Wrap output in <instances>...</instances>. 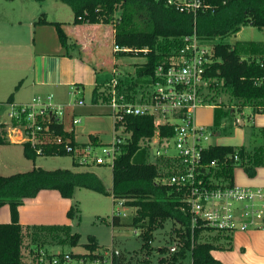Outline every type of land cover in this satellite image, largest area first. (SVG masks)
<instances>
[{"label": "trees", "instance_id": "trees-1", "mask_svg": "<svg viewBox=\"0 0 264 264\" xmlns=\"http://www.w3.org/2000/svg\"><path fill=\"white\" fill-rule=\"evenodd\" d=\"M12 1V0H8ZM43 2L45 0H34ZM69 6L73 12V24H103L114 30V46L128 48L133 52H119L120 55L146 58L142 65L143 74L152 77L160 65H169L177 58L184 45V37L196 31L200 36L209 40H224L238 33L244 26L264 28V0H215L212 8L199 12L196 19L192 15L182 13L160 0H59ZM38 25L54 26L61 45L69 48V36L65 23L49 21L42 15L35 22ZM213 63L206 76L217 80L218 87L230 90L240 108L248 106L254 109V114L264 111V43L238 41L235 45L219 41L213 44ZM137 50L138 52H134ZM146 50V51H145ZM221 84V85H220ZM218 92V91H217ZM106 93H102L105 97ZM99 96L98 90L95 98ZM104 99L109 100V96ZM131 99V97H129ZM133 102V99H131ZM210 104H217L215 98ZM215 108L214 127L220 128L223 118L232 116V108L221 111ZM126 131L132 134L128 144L122 147L120 154L112 165V190L108 191L101 179L91 171L74 172L69 169L46 170L33 168L9 176L0 175V207L9 204L11 222L0 223V264H21L23 245V225L19 222V206L27 198H33L42 190H57L65 198H71L76 188H84L93 192L113 196L115 201H123V206L135 208L132 226L141 229L142 251L147 255L154 252L152 242L155 230L164 227L168 220L181 223L174 232L183 235L188 230L190 217L186 214V195L183 190L159 184L158 167L153 163L134 162L133 158L141 149V142L152 138L158 130L159 136L172 137L173 126L156 127L154 118L150 115L126 116L124 119ZM117 126V124H116ZM6 124L0 121V145L10 144L6 138ZM52 131L73 139L74 135L64 130L62 123L52 125ZM214 131V130H213ZM262 137V142L252 150L244 147L211 145L204 151V160L218 161L219 167L214 171L221 185L233 186V172L241 167L249 176L256 174L257 168L264 164V129L256 131ZM215 133V131H214ZM94 145H99L96 138H91ZM24 145L25 156L35 161L38 156H74L61 146L47 145L32 148ZM104 145V144H103ZM101 146V145H100ZM41 148V152L37 150ZM237 151L239 161L231 155ZM80 164L74 163V166ZM212 171V173H213ZM74 208L68 212L74 216ZM114 226L122 225L121 217L112 216ZM45 235L59 237L63 234L62 227H36ZM209 231V230H207ZM205 232H197L198 243L192 250L193 264H223L216 260L211 252L216 249H230L231 235L229 232H219L214 241H199V236ZM68 235L67 231L65 232ZM63 235L62 242L66 243ZM40 234L37 235V238ZM36 238V237H35ZM80 236L71 235L68 243L72 247L79 245ZM85 252H69L73 260L102 262L105 254L100 252L94 236L88 237L84 244ZM106 253L108 248L104 249ZM160 252L166 251L161 248ZM190 251L189 245L178 254L168 259H161L160 264H180ZM114 264L122 263V256L112 252Z\"/></svg>", "mask_w": 264, "mask_h": 264}, {"label": "built area", "instance_id": "built-area-1", "mask_svg": "<svg viewBox=\"0 0 264 264\" xmlns=\"http://www.w3.org/2000/svg\"><path fill=\"white\" fill-rule=\"evenodd\" d=\"M164 1L168 6L196 19L199 12L211 9L215 0ZM183 40L178 57L173 58L169 65L156 68L151 77L154 88L148 98L144 97V101L141 99L140 105L125 103L124 95H118L115 87L110 100L114 118L112 142L101 145V153L95 157L91 156L95 147L89 145L81 153L82 159L77 161L80 165L90 166L88 163L92 158L93 164L110 163L112 166L132 136L126 131V116L150 115L156 127L173 126L172 137L161 138L157 130L152 138L142 141L146 143L145 147L157 143L162 149L156 150L157 161L153 163L160 173L156 182L183 190L186 195L187 208L184 210L190 217V224L183 235L177 232L173 235L174 242L168 249L171 256L181 252L186 245H189V253H192L198 243L199 230L234 233L264 229V188L221 185L213 171L219 167L218 161L204 160V151L211 146L206 144L211 135L207 127L196 123L195 115L199 108L209 105L206 97L213 86L218 85L217 80L206 76L213 63L214 45L196 31ZM114 51L133 52L118 46L114 47ZM78 105H84V101H78ZM8 107V117L13 126L8 131L5 123L9 142L30 144L32 148L58 145L75 156L77 148L72 145L73 139L52 131L53 124H63L66 113V106L56 103L54 95L37 96L28 103L9 104ZM80 122L76 117L72 120L73 125ZM172 145L174 154L170 153ZM37 152L40 153L41 148ZM230 157L239 161L237 151ZM118 203L123 206V201ZM117 215L120 216L119 213ZM177 224L179 229L181 223ZM72 261L70 253H51L38 248L33 258L23 264H67Z\"/></svg>", "mask_w": 264, "mask_h": 264}, {"label": "rangeland", "instance_id": "rangeland-1", "mask_svg": "<svg viewBox=\"0 0 264 264\" xmlns=\"http://www.w3.org/2000/svg\"><path fill=\"white\" fill-rule=\"evenodd\" d=\"M43 14L46 15L49 20H56L65 23V29L69 32H71V27L78 26H73V12L71 8L59 0H45L41 3L34 0H0V20L11 21L14 23V28H16L17 31H19L18 29L26 31L29 21L38 19ZM74 29L76 30V28ZM112 30L113 28L111 29V32ZM87 33L91 35V37H88ZM102 33L103 32L100 33L94 30H86L85 32L78 33V35L80 38L87 37L95 39V43L100 42L103 39V49L100 50L101 53H104L103 56L100 54H98L99 56H93L92 54L84 56L88 61H96V66H101V64L105 65L103 73L106 74L107 78L111 79L109 84H104L103 88H105L109 100L116 87V93H118V95H124L125 103L127 102L131 104V99L136 103H140L141 99L144 101L145 98L149 97L154 88L151 77L142 72V63H144L145 58L120 55L118 53L119 56L115 62L114 54H116V52L113 51L115 46L110 37V30L108 29L107 32H104V36ZM219 41L230 45H235L238 41L264 43V28L261 29L251 25L244 26L238 33L233 34L224 40H208V43L213 45ZM18 50L17 46H14L10 48V52L0 51V100H4L3 98L12 92L11 89L8 91L10 88V69L16 66L18 61L21 60L20 56L16 53ZM215 87L216 86H213V90L207 95L206 98L208 101L215 98L218 108L222 109L221 111H227V107H231L232 105H236L238 108L241 107V105L236 104V99L233 97L230 90L223 89L221 86L216 90ZM129 97H131V99H129ZM9 110L8 106H2V104H0V121L7 124L8 131L13 127L8 117ZM203 110L205 109L199 108L196 111V116ZM96 116L101 117V121L95 122L93 127H95L96 130H100L103 135H106L105 140L109 142H105L104 144H110L114 136L113 114L109 116L97 113ZM239 116V113L236 111L232 118L235 120V118ZM245 126L247 127L246 122ZM210 128H212L215 133L210 132L213 136L210 137L209 142L206 143L207 145H215L218 141L221 139L223 140L224 138H234L238 133H243L242 131L248 129L237 127L239 129L236 132V126H233L232 120L229 117L222 119V125L220 128L216 129L214 124H212ZM248 136L250 137V134L247 131V137ZM145 146L146 143L141 142V149L134 156V162L154 163L157 161L155 153L157 149H160V146L157 143H154V145H151L150 147ZM101 147L102 146L95 147L91 156H99L101 153ZM78 148L74 157H76V160L79 162L82 159L80 156L81 153L83 150L86 151V149L81 147V151ZM22 151L25 156L24 146L21 144L13 147L0 146V175L9 176L32 170L31 168L34 165V161L26 156L24 157ZM170 153H175L173 145L170 148ZM36 161L39 163L38 166H43L46 170L69 169L75 172L93 171L101 179L107 190L112 188V166L110 163L107 165H96L92 163L91 158L88 163L90 166L79 165L76 167L74 166L72 156H38ZM65 199L70 201L69 209L66 211L65 215L66 223L56 225L39 224L23 226L24 238L21 264L28 263L29 260L33 258L34 252L37 251L38 248L46 250L48 247L46 250L47 252L58 254L65 252L83 253L85 252L83 245L88 243L89 236H94L101 247L100 252L108 255L105 256L104 261L106 262H88L86 264H114L112 252L118 253L123 258V262L117 264H160L161 259H168L171 257L168 249L174 242V230L178 229V224L173 220H168L164 224V227L155 230L152 242L154 252L151 255H147L146 251L141 250L143 244L142 238L140 237L141 229L130 224L136 214L135 208L122 206L120 203L114 204L112 197L84 188H76L72 197ZM72 208H74V216L71 218L68 216V212L72 210ZM118 213L121 216L122 225L114 226L112 224V216ZM46 226H59L64 229V232L63 234H60L59 237H51L44 236L45 234L42 233L43 231L41 229H36V227ZM66 231L68 235L65 234ZM218 233L219 232L214 230L205 231L199 236V241H214V238ZM39 234L40 237L37 238V235ZM64 234L65 239L68 240L71 238V235L78 234L80 236L79 245L77 247H72L68 243V240L66 243H63L62 238ZM105 248L109 249L108 253L104 250ZM161 248H166V251L160 252L159 250ZM191 260V253L188 252L182 264H191ZM67 264L84 263L74 260Z\"/></svg>", "mask_w": 264, "mask_h": 264}, {"label": "crops", "instance_id": "crops-1", "mask_svg": "<svg viewBox=\"0 0 264 264\" xmlns=\"http://www.w3.org/2000/svg\"><path fill=\"white\" fill-rule=\"evenodd\" d=\"M36 20L29 21L26 31L20 29L17 31L11 21L0 20V51L10 52L11 47L17 46L19 50L16 53L21 58L17 65L10 69V88L8 91L11 89L12 92L5 96L4 100H0V104L2 106L20 105L30 102L37 96L52 94L56 103L66 106L63 127L66 132L74 135L75 148L79 147L78 149L82 151L81 147L85 149L91 144L97 147L109 142L105 140L106 135H103L100 130H96L93 126L95 122L101 121V117L96 116L97 113L109 116L113 114L110 107L111 99L106 101L104 98L107 94H105V97L102 95L105 92L104 84H109L111 78H107L106 74L103 73L105 65L96 66V61H88L85 57L88 54L103 56L104 53L100 51L103 49V39L95 43V39L80 38L78 33L94 30L100 33L103 32L102 35L104 36V32L109 29L114 44V30L111 32V26L103 24H83L71 27V32L66 30L69 36V48L66 49L61 45L54 26H35L34 22ZM87 35L91 37L88 33ZM114 56L116 62L119 56L118 52ZM145 62L146 58L142 64H145ZM97 90L99 96L96 99L95 92ZM80 100L84 101V105H78ZM132 103L140 105L142 100L140 103L133 100ZM217 107V104L209 103V105L200 108L205 110L197 116L195 115L196 123L207 127L211 133H214L210 126L214 124L215 108ZM227 108H232L230 118L233 126H236V132L239 129L237 127L248 129L242 131L243 133H238L234 138L221 139L215 145L233 146L235 148L244 147L252 150L254 146L260 144L263 140L255 133L259 129H264V111L254 114L253 108L248 106L238 108L236 105H232ZM236 111L241 117H236L233 120L232 117ZM74 117L79 118L81 122L73 125L72 120ZM247 131L250 137H247ZM210 135L213 136V134ZM92 137L97 139L99 145L92 143ZM18 145L20 144L10 142V144L0 146L13 147ZM72 157L74 163H77L76 157ZM33 163L31 169L43 168V166H38L39 163L36 160ZM233 179L236 186L264 188V164L257 168L254 176H249L243 168L236 167L233 172ZM111 190L112 188L108 191L111 192ZM110 197H112L114 204L119 202L115 201L113 196ZM69 206L70 201L62 197L59 191L42 190L37 196L25 199L19 206V222L23 226L66 223L65 215ZM11 220L10 206L4 204L0 207V223H9ZM229 234L232 239L231 248L213 250L211 254L216 260L223 264H264V229L238 231Z\"/></svg>", "mask_w": 264, "mask_h": 264}]
</instances>
